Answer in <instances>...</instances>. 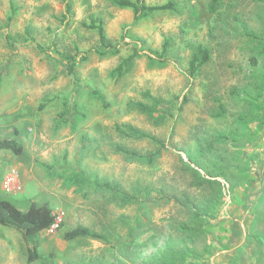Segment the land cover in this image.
Instances as JSON below:
<instances>
[{
  "label": "rangeland",
  "instance_id": "374dc122",
  "mask_svg": "<svg viewBox=\"0 0 264 264\" xmlns=\"http://www.w3.org/2000/svg\"><path fill=\"white\" fill-rule=\"evenodd\" d=\"M131 1L0 0V264H264V0Z\"/></svg>",
  "mask_w": 264,
  "mask_h": 264
},
{
  "label": "trees",
  "instance_id": "16d2710c",
  "mask_svg": "<svg viewBox=\"0 0 264 264\" xmlns=\"http://www.w3.org/2000/svg\"><path fill=\"white\" fill-rule=\"evenodd\" d=\"M111 1L121 8L133 9L136 14L142 10V8H139L137 3L131 0ZM143 8L145 10H149L150 12H154L158 10L164 11L167 9H172L173 5L168 4L159 7L143 6ZM100 35L103 37V29H100ZM200 53L203 57V62H206L208 60V52L205 50H200ZM192 70H194L193 64ZM140 136L144 135L140 134ZM0 149L10 150L18 156L22 155L24 152L23 145L21 143L11 140L0 141ZM55 220L56 217L48 205H39L37 203H33L27 211H22L10 201L0 200V225L20 232L29 245H31V238L49 230L55 224ZM64 238L69 242L88 238L94 241H108L105 235L94 233L83 227H77L76 229L67 232ZM30 255V263L35 262L40 258L37 248L33 246L30 248Z\"/></svg>",
  "mask_w": 264,
  "mask_h": 264
},
{
  "label": "built area",
  "instance_id": "2783aa9c",
  "mask_svg": "<svg viewBox=\"0 0 264 264\" xmlns=\"http://www.w3.org/2000/svg\"><path fill=\"white\" fill-rule=\"evenodd\" d=\"M17 176L15 174H10L5 181V188L8 192H16L17 188ZM56 217V216H55ZM62 223L61 217H56L55 224L49 229L50 231H55Z\"/></svg>",
  "mask_w": 264,
  "mask_h": 264
}]
</instances>
